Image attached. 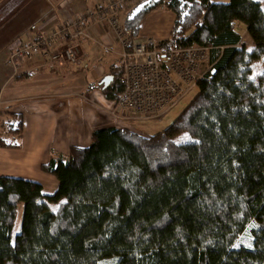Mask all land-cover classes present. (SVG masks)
<instances>
[{"label": "trees", "instance_id": "trees-1", "mask_svg": "<svg viewBox=\"0 0 264 264\" xmlns=\"http://www.w3.org/2000/svg\"><path fill=\"white\" fill-rule=\"evenodd\" d=\"M263 4L143 0L131 9L133 43L165 6L176 20L159 47L209 50L197 93L158 134L104 126L89 147L53 156L41 168L59 182L53 197L0 177V264H264V69L253 78V64L264 63ZM112 72L108 101L124 90L122 68ZM48 203L60 204L57 213Z\"/></svg>", "mask_w": 264, "mask_h": 264}, {"label": "crops", "instance_id": "crops-1", "mask_svg": "<svg viewBox=\"0 0 264 264\" xmlns=\"http://www.w3.org/2000/svg\"><path fill=\"white\" fill-rule=\"evenodd\" d=\"M105 1L0 0V139L17 141L0 146V177L37 183L46 198L57 193L59 182L42 171L43 165L53 156H67L70 148L80 147L83 140L92 139L97 128H120L113 118L107 125L96 109L102 105L108 112L101 83L106 76H113L111 72L120 62L121 47L107 28L92 26L91 40L82 42L81 54L65 70L37 57L14 66L9 62V47L15 40L32 41L40 30L51 32L67 17ZM210 1L229 3V0ZM175 20L165 6L157 8L143 20L136 42L167 41ZM236 30L248 47L251 38L247 27L237 23ZM95 85L99 90L94 87L93 92L89 91ZM59 205L48 203L53 213H57Z\"/></svg>", "mask_w": 264, "mask_h": 264}, {"label": "built area", "instance_id": "built-area-1", "mask_svg": "<svg viewBox=\"0 0 264 264\" xmlns=\"http://www.w3.org/2000/svg\"><path fill=\"white\" fill-rule=\"evenodd\" d=\"M143 0H107L61 21L51 32L40 30L28 43L10 45L9 62L17 66L41 57L59 70L67 69L81 54L82 42L91 40L89 28H107L121 47L124 90L108 101V113L117 121H152L174 109L203 79L201 67L209 50L200 46L161 49L153 40L132 42L124 28L131 9Z\"/></svg>", "mask_w": 264, "mask_h": 264}, {"label": "rangeland", "instance_id": "rangeland-1", "mask_svg": "<svg viewBox=\"0 0 264 264\" xmlns=\"http://www.w3.org/2000/svg\"><path fill=\"white\" fill-rule=\"evenodd\" d=\"M256 1H263V0H256ZM263 9H264V4H263ZM248 42H249V45L247 48L251 52V51H253L254 46L252 44L251 39H248ZM78 54L80 55V53H78ZM32 58H35V57H32ZM37 58L45 60L44 58H41V57H37ZM207 59L205 60V63L201 67L202 75L204 73H206L207 69L209 68V63H208ZM47 63H49V65H50L49 61H47ZM118 66H119V68L121 67V62H119ZM263 69H264V63L262 61L254 63L253 64V78L257 79L261 75ZM111 74L113 75V72H111ZM94 87H96V90H99L98 85H95L91 88V90H90L91 92H93L92 90L94 89ZM196 93H197V88L193 89L174 109L167 112L165 115H163L162 117H160L156 120L145 121V122H141V121H117L116 125L119 126L120 128L127 127V128H129V129H131V130H133V131H135V132H137L143 136H151V135L158 134V133L162 132L163 130H165L178 117V115L185 109L187 104L191 101V99L194 97V95ZM95 102L97 104L99 103L98 101H96V98H95ZM108 105L109 104L106 102V104L104 106L108 107ZM98 106H99V104H98ZM102 107L103 106L101 105L96 110H99L100 114L104 118L103 121L106 122L107 125H109L108 121L112 117H110L109 113L106 112V109H104V107L103 108ZM3 139H4L5 143H13L14 141H15V143H17V141L14 140L13 138H8V139L3 138ZM91 143H92L91 138L88 141L83 140V142L80 143V147H89L91 145ZM22 224H23V205L20 204L18 206L17 220H16L14 232H13V243L15 242L16 236L22 230ZM104 264H110V263L106 262Z\"/></svg>", "mask_w": 264, "mask_h": 264}, {"label": "water", "instance_id": "water-1", "mask_svg": "<svg viewBox=\"0 0 264 264\" xmlns=\"http://www.w3.org/2000/svg\"><path fill=\"white\" fill-rule=\"evenodd\" d=\"M114 82V77L109 75V76H106L103 81H102V91L105 93L106 89Z\"/></svg>", "mask_w": 264, "mask_h": 264}]
</instances>
